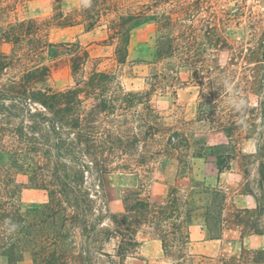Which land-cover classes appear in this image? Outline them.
Listing matches in <instances>:
<instances>
[{
	"label": "trees",
	"instance_id": "obj_1",
	"mask_svg": "<svg viewBox=\"0 0 264 264\" xmlns=\"http://www.w3.org/2000/svg\"><path fill=\"white\" fill-rule=\"evenodd\" d=\"M110 1L93 0L78 11L81 21L59 26L82 25L92 32L110 16L108 41L115 61L126 65L131 32L154 18L152 7L161 0L126 12ZM8 9L0 0V21ZM187 9V21L161 15L162 36L147 89L141 91L126 90L78 41L50 42L45 23L17 20L0 26V264H125L138 253L141 236L159 241L173 264H201L207 258L191 252L192 225L202 221L210 239L220 240L227 193L193 178L185 188L178 181L191 173L193 160L205 157L214 158L222 174L243 156V193L254 197L256 206L237 211L235 224L242 238L264 235V30L253 43L231 42L224 27L205 19L196 25V14ZM2 44L12 51H2ZM63 54L75 84L54 90L44 61ZM90 62L94 68L85 74ZM180 70H187V83L200 90L196 120L182 125L170 122L152 101L158 90L176 93ZM224 75L250 105L247 128L226 103L218 83ZM194 123L224 133L228 142L197 139L186 128ZM236 138L252 141L254 152L244 155ZM118 172L173 176L176 184L161 202L130 189L123 211L115 214L109 210L106 177ZM26 185L44 190L48 202L24 212L18 196ZM8 221L19 225L16 232L9 233ZM112 240L117 248L109 253L105 246ZM241 257L263 263L264 251L246 250Z\"/></svg>",
	"mask_w": 264,
	"mask_h": 264
},
{
	"label": "rangeland",
	"instance_id": "obj_2",
	"mask_svg": "<svg viewBox=\"0 0 264 264\" xmlns=\"http://www.w3.org/2000/svg\"><path fill=\"white\" fill-rule=\"evenodd\" d=\"M9 9L2 14L3 22L17 20H35L45 23L47 37L55 44L79 42L87 48L92 57L100 59L99 68L113 72L118 81L128 91L147 89V77L151 73L157 46L162 34L159 22L162 14H170L174 19H185V11H194L195 24L203 25V19L224 27V36L231 42L253 43V39L260 37L264 30V0H161L153 8L151 16L154 18L142 24L131 32L129 59L126 65H119L115 61L114 46L108 41L109 33L106 27L110 16L103 18L100 27L92 32H86L82 25L72 27L59 26V23H76L82 20L77 13L83 7L84 0H2ZM156 0H112L121 11H137L143 4H152ZM93 0H91V4ZM199 10V11H198ZM202 19V20H201ZM2 51L10 53L12 46L2 44ZM50 66L51 74L48 85L54 90H64L74 86L71 69L66 54L59 58L47 57L44 61ZM95 62H90L85 74L94 68ZM180 82L172 90L153 93L152 101L156 109L166 116L172 123L182 125L185 121L196 120L197 99L200 93L198 87L187 83L188 71L180 70ZM187 83V84H186ZM190 133L197 134V139L205 140L209 145H220L228 140L224 133L213 131L206 125L198 123L186 126ZM239 151L245 154L254 152V143L236 138ZM243 156L238 155L233 161L231 169L220 174L216 161L212 157L193 160V170L187 178L179 179L178 184L185 188L191 179L204 184L206 187H220L227 193L228 203L225 210L226 227L220 240H211L203 229L202 221H195L191 228V252L207 259L199 260L201 264H251L243 259V251H264V235L241 237V230L235 224V214L239 210L253 209L256 206L254 197L243 193ZM176 184L173 176L156 175L146 178L142 174L118 172L106 177V190L111 213L123 211V197L130 189H137L143 196L154 202H161L166 197L169 187ZM48 202V194L41 189L26 185L18 196V203L24 212L37 209ZM117 241L112 240L105 249L114 253ZM242 258V259H241ZM224 259V260H223ZM20 264H34L25 261ZM125 264H173L165 257L162 245L150 237L141 236V246L138 253L126 259ZM257 264H264L257 263Z\"/></svg>",
	"mask_w": 264,
	"mask_h": 264
},
{
	"label": "clouds",
	"instance_id": "obj_3",
	"mask_svg": "<svg viewBox=\"0 0 264 264\" xmlns=\"http://www.w3.org/2000/svg\"><path fill=\"white\" fill-rule=\"evenodd\" d=\"M91 5V0H84V7H89ZM222 85V89L227 93L226 103L232 108L234 112L239 113V125L241 128H247V111L250 108L247 100L244 98V94L241 90L236 88L230 78L226 75L218 81ZM19 225L14 222L8 221V231L9 233H14L18 230Z\"/></svg>",
	"mask_w": 264,
	"mask_h": 264
},
{
	"label": "crops",
	"instance_id": "obj_4",
	"mask_svg": "<svg viewBox=\"0 0 264 264\" xmlns=\"http://www.w3.org/2000/svg\"><path fill=\"white\" fill-rule=\"evenodd\" d=\"M156 242H159V241H157V240H155Z\"/></svg>",
	"mask_w": 264,
	"mask_h": 264
}]
</instances>
